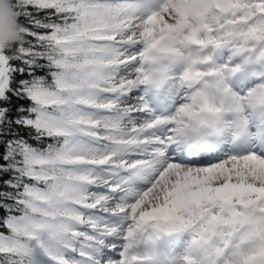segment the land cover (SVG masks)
<instances>
[{
    "label": "snow or ice",
    "instance_id": "obj_1",
    "mask_svg": "<svg viewBox=\"0 0 264 264\" xmlns=\"http://www.w3.org/2000/svg\"><path fill=\"white\" fill-rule=\"evenodd\" d=\"M0 8V264H264V0Z\"/></svg>",
    "mask_w": 264,
    "mask_h": 264
},
{
    "label": "clouds",
    "instance_id": "obj_2",
    "mask_svg": "<svg viewBox=\"0 0 264 264\" xmlns=\"http://www.w3.org/2000/svg\"><path fill=\"white\" fill-rule=\"evenodd\" d=\"M6 19L5 13L3 12L2 8H0V24H3Z\"/></svg>",
    "mask_w": 264,
    "mask_h": 264
}]
</instances>
